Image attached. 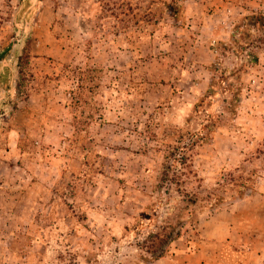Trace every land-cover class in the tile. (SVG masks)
<instances>
[{"label":"rangeland","instance_id":"374dc122","mask_svg":"<svg viewBox=\"0 0 264 264\" xmlns=\"http://www.w3.org/2000/svg\"><path fill=\"white\" fill-rule=\"evenodd\" d=\"M256 14L264 0H0V264H153L164 227L178 264H264Z\"/></svg>","mask_w":264,"mask_h":264},{"label":"trees","instance_id":"16d2710c","mask_svg":"<svg viewBox=\"0 0 264 264\" xmlns=\"http://www.w3.org/2000/svg\"><path fill=\"white\" fill-rule=\"evenodd\" d=\"M165 6H167V8H168L169 16L175 18V16L178 13V5L177 4H168V2L166 1ZM242 20L249 21L250 25H252V27H254L256 25H260V26L264 27V23H263L264 22V14H256V15H253L250 17H248V16L242 17ZM4 52H6V51L4 50V51L0 52V56H2ZM22 57L27 62L30 59L29 54H23ZM19 73L22 76V72H19ZM18 79L21 80V77L19 78V76H18ZM20 87H21V84L18 83L17 87H16V91H18ZM197 143L198 142H191L183 148L184 154L181 153V155L183 156V159L186 160L185 156H187V154H185V153L192 151L193 148L197 146ZM182 165H184V168H185V167H188L189 164L186 160V162H184ZM179 235H180V231L176 232L174 229L170 232H167V227H164L161 232H156L155 234H152L150 238H154L156 240L150 246V249H152L151 253L155 254L153 259L158 260V259L162 258L165 255V252H166L165 248H166L167 244H169L170 242L175 240L176 237H178Z\"/></svg>","mask_w":264,"mask_h":264},{"label":"crops","instance_id":"0c3cea01","mask_svg":"<svg viewBox=\"0 0 264 264\" xmlns=\"http://www.w3.org/2000/svg\"><path fill=\"white\" fill-rule=\"evenodd\" d=\"M180 257H181V255L171 256L168 258H160V259L154 261L153 264H178V260L180 259ZM187 258L191 259V257H189V256ZM195 261L197 263L196 256H195ZM199 263L202 264L201 261ZM188 264H190V263H188Z\"/></svg>","mask_w":264,"mask_h":264}]
</instances>
